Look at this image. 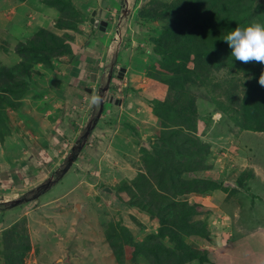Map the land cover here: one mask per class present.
<instances>
[{
    "label": "rangeland",
    "instance_id": "obj_1",
    "mask_svg": "<svg viewBox=\"0 0 264 264\" xmlns=\"http://www.w3.org/2000/svg\"><path fill=\"white\" fill-rule=\"evenodd\" d=\"M148 1L101 0L103 9L94 10L97 0L56 2L61 9L42 0H29L31 8L23 10L19 0H0V170L7 172L3 175L11 187L6 192L0 190V204L7 199L15 200L14 204L7 203L10 206L0 209V233L15 226L14 237L21 236L31 246L26 264H149L142 255L135 262L131 246L125 243L118 249L121 257L116 256L112 242L119 244L121 239L117 236L109 239L106 235L107 229L111 227L113 232V225L120 220L125 232L136 241L144 240L159 226L146 210L128 205L135 200L149 203L150 191L159 188L154 177L145 175L150 172L142 156L152 145L160 146L162 142L157 136L167 131L154 112L153 101L161 97L165 100L169 86L154 78L156 71L159 73L156 77L165 78V73L147 36L153 27L160 32L162 23L155 21L141 27L133 21L135 11ZM111 6L117 10L116 19L111 18L114 13ZM75 9L81 13H75ZM85 12L88 20L82 19ZM93 12L100 23H107L106 29L90 22ZM51 14L55 20L50 30L55 36L33 35L39 29L38 23L42 24L43 18ZM70 14L73 17L69 19ZM117 19L122 31L112 39L118 29ZM58 22L71 28H59ZM102 36L113 41L107 45L113 48V54L123 43L118 68L130 70L131 75L123 78L127 79L125 83L129 81L136 86L138 92H124L125 95L119 86L112 85L111 96L120 95L113 100L108 94L106 104L101 103L99 108L89 102H64L65 84L59 73L63 59L74 61L80 51L88 48L85 39L101 55ZM37 39L49 45L54 41L55 50L45 51L44 54H50V60L34 64L30 79L19 82L20 78L12 73L19 74L14 68L21 61L18 48ZM60 39L72 46L71 53L58 54L63 43ZM114 39L118 41L114 43ZM85 54L97 55L89 50ZM241 76L243 83L246 76L243 73ZM98 77L95 88L101 94L109 91L106 87L112 83L108 76L100 71ZM6 86L12 87L4 89ZM190 86L193 94L190 95L194 96V91L202 92ZM82 92L89 97L92 94ZM203 94L196 99L197 111H208L207 116L199 117L195 132L183 126L186 130L182 134L171 137L182 145L169 146V161L176 168H181L182 163L194 169L182 172L180 181L207 177L223 181L224 185L233 182L236 186H228L227 190L219 188L205 196L190 193L181 198L199 212L194 220L205 219L209 225L208 236H187L186 241L207 251L209 260L204 264H264V132L243 129L233 118L215 109L211 95L204 91ZM164 112L162 109L161 113ZM78 139L82 143L77 147ZM199 142L206 146L203 151L198 149ZM141 174L145 176L138 181ZM239 179H243L242 185L238 184ZM25 186L33 191L27 193ZM105 186L117 190V201L100 193ZM80 201L87 202L82 222H78L75 205ZM147 207L156 212L153 207ZM163 241L174 245L167 238ZM3 247L0 246L1 251ZM185 264L201 263L193 260Z\"/></svg>",
    "mask_w": 264,
    "mask_h": 264
},
{
    "label": "trees",
    "instance_id": "obj_2",
    "mask_svg": "<svg viewBox=\"0 0 264 264\" xmlns=\"http://www.w3.org/2000/svg\"><path fill=\"white\" fill-rule=\"evenodd\" d=\"M56 2L61 4L64 0H43V3L51 7H57ZM57 8L61 9L60 6ZM75 13L81 12L75 9ZM85 13H82V19L88 15ZM71 17L72 14L69 15V19ZM133 21L141 27L146 24L151 25L155 21L162 23L160 32L159 28L153 27L154 29L148 30L147 36L148 42L160 57L159 66L165 73V78L156 77L158 71L155 75L153 72L150 74L169 86L165 100L153 101L154 112L161 118L163 129L167 131L157 136L162 144L145 149L146 153L142 156L150 172L145 175L154 177L159 188H152L151 197H148L149 203L135 200L128 204L146 210L159 226L156 232L150 233L144 240L136 241L132 234L125 232L120 220L113 225V232L110 230L111 227L107 229L106 235L109 239L114 236L121 239L119 244L117 241L112 242L113 248L117 250L116 256L119 255V258L121 256L118 249L125 243L131 246L135 262L142 255L149 264H185L193 260H199L204 264L209 260L207 251L192 246L186 238L208 236V222L205 219L194 220L199 212L195 211L190 202L181 198L190 193L205 196L216 189L227 190L229 187L225 186L223 181L207 177L180 181L182 172L194 169L182 163H180L181 168H176L170 163L167 154L169 146L173 143L177 146L182 145L173 142L176 135L182 134L186 129L195 132L198 129L199 117L207 116L208 111L205 113L197 111L196 99L203 97L201 95L203 91L214 99L216 110L233 118L234 122L243 129L264 132V87L258 84L264 65L255 62L245 64L235 60L224 40L238 25L244 27L252 21L264 24V0H149L135 11ZM57 24L59 28H71L61 22ZM156 30L158 33H153ZM43 33L48 35L47 38L55 36L50 29L40 27L33 35ZM54 44V41L51 45L49 42L42 44L39 39L31 41L30 44H20L18 52L21 61L14 67L19 74L12 72L14 77L20 78L19 82L30 79V70L34 64L50 60V54L44 53L45 51L53 53ZM59 47L58 54H68L73 51L72 46L64 44V41ZM189 63H193V66L190 67ZM218 71V75H215ZM241 73L246 76L243 83ZM17 84L18 82L14 85ZM189 84L202 92L194 91L192 96ZM11 87L6 86L4 89ZM162 109L164 113H161ZM89 132L90 127L86 134ZM81 143V139H78L77 147ZM200 144L198 149L203 151V147L206 146ZM199 157L202 158L201 155ZM145 175L141 174L138 181ZM242 183L243 179H239L238 184L242 185ZM7 203L14 204V202H4L0 204V209L10 206ZM147 205L156 209V212L148 209ZM110 224L112 226L113 223ZM15 231L16 228L13 226L9 227V230L5 229V233H0V246H4L3 250H0V264H26L25 258L28 257L31 246L27 241H23L21 236L14 237L17 235ZM165 238L174 245H167L163 241Z\"/></svg>",
    "mask_w": 264,
    "mask_h": 264
},
{
    "label": "crops",
    "instance_id": "obj_3",
    "mask_svg": "<svg viewBox=\"0 0 264 264\" xmlns=\"http://www.w3.org/2000/svg\"><path fill=\"white\" fill-rule=\"evenodd\" d=\"M42 2H43V0H42ZM100 2H101V0H97V3H94L97 6V7L94 6L96 8V9L94 8V10H98V9L100 10L102 8V6L100 5ZM19 5H21V8L23 10H28V7L31 8V5L29 4V0L21 2ZM111 8H112L111 11L114 12L112 14L111 18L114 17L116 19V15L115 14H116L117 10H116L115 7L111 6ZM104 11H106V10L104 9ZM107 11H109V10H107ZM118 15H123V14L120 13ZM49 18H47V17L43 18L44 19L43 23L42 24L38 23V26L41 27V28L52 29L54 27L53 23H54V20H55V16H53L51 14L49 16ZM48 19H49V21H48ZM114 22L115 21H113V23ZM116 22H117L116 26L118 27V29L115 32V34H114L115 36H113L112 39L115 38L116 35L121 33L119 31H122V30H119L118 19L116 20ZM45 24H47V26ZM123 26L124 25L121 26L122 29H123ZM102 37H104V42H102V46L100 47L102 49V54L101 55L98 54V50L94 51V49L92 48L91 44L89 43L90 40L85 39L83 41L87 43L88 48L85 49L84 51H80V54H78L76 56V59L74 61L69 62V61H66V59H63V61L61 63V64H63V67H62V69H61V71L59 73H61V77L63 78L62 82L65 84V86L63 85V90H62V92H64L65 95H66V100L63 99L64 102H77L79 104H82V102H88L89 96H87L82 91L86 90V92L92 93L93 89H95L96 92L101 97H103L102 104L105 105L106 103H104V100H105V98L107 97L108 94H109V96L113 95V93L111 92V87L113 88V86H115V85L119 86L120 89L122 90V92L123 93L125 92L126 94H129V93L131 94V93L138 92L136 86L134 87V85L131 82H129V81H128V83H125V80H127V79H126V77L123 78L124 76H128L129 74L131 75V73H128L130 70L128 71V69H127V71L125 70V72L123 74H121V75L119 74V72H120L119 69H121L123 67V66H121V67L118 68V65H119V61H118L119 60L118 59L119 53H120L121 49H124V47L122 48V43H121V45H120L121 47H119L118 51H115V53L113 54V52H112L113 48H111V46H109V48H107V45L112 43L113 41H109L110 39L107 36H102ZM94 41H95V39H94ZM117 41H118V39L117 40L114 39V43L117 42ZM93 43H97V41L93 42ZM99 43H101V42L99 41ZM112 45H114V44H112ZM100 48H99V52L101 50ZM87 50L92 51L93 53L96 52V54L99 55V56L94 54L95 55L94 57H92V56L88 57V55L85 54L87 52ZM84 56L86 58H84ZM87 69H90L91 72L87 73ZM100 71L104 72V74H106V76H108V81L110 83H112V84H109V86L106 87L107 89L109 87V91H102L103 92L102 94L99 93V90L97 88H95V85H94V84H96L98 82V79H99L98 73H100ZM114 79H116L117 82H115ZM139 79L142 81V79L140 77H139ZM120 81L123 83V85L120 83ZM85 82H88L89 84L87 85ZM88 88H91L92 91H88ZM106 88H104V89H106ZM118 95H120V94H116L115 97L117 98ZM57 96L60 97L61 95H57ZM161 99H162V97H161ZM119 103L123 105V101H121ZM8 172L10 173V171H8ZM14 172H15V170H13V172L11 174L12 176L15 174ZM4 173L7 174L6 171L0 170V179H1V181L4 179L3 182L0 181V183H1L0 184V190L1 191L3 190V191L6 192L11 187L7 186L8 182L6 180L7 178H4V175H3ZM18 181L20 182V180H18ZM19 182H17V183H19ZM25 189H27L26 186L24 188V191H25ZM30 190L27 189V191H28L27 193H31L32 190H31V192H29ZM34 190H35V188H34ZM27 193H25V194L27 195ZM28 198L26 197L24 199H28ZM7 201H15V200H8L7 199Z\"/></svg>",
    "mask_w": 264,
    "mask_h": 264
},
{
    "label": "clouds",
    "instance_id": "obj_4",
    "mask_svg": "<svg viewBox=\"0 0 264 264\" xmlns=\"http://www.w3.org/2000/svg\"><path fill=\"white\" fill-rule=\"evenodd\" d=\"M224 40L231 49V56L235 60L245 64L255 62L264 65V24L252 21L244 27L238 25L227 34ZM258 84L264 87V70L260 73ZM112 97L116 98L115 96ZM102 100L103 98L93 89L91 96L88 98L89 104L99 108Z\"/></svg>",
    "mask_w": 264,
    "mask_h": 264
},
{
    "label": "water",
    "instance_id": "obj_5",
    "mask_svg": "<svg viewBox=\"0 0 264 264\" xmlns=\"http://www.w3.org/2000/svg\"><path fill=\"white\" fill-rule=\"evenodd\" d=\"M88 18H89V16L88 15H86L85 16V19L84 20H88ZM90 22L91 23H93L95 26H98V23H99V20H96L95 19V12H93V15L91 16V18H90ZM107 23L105 22V21H102L101 23H100V28L102 29V30H104V29H106V27H105V25H106ZM125 70H126V68L125 67H122L121 69H120V72H119V74L121 75V74H123L124 72H125ZM88 91H92L91 90V88H88ZM112 99H116V98H114V97H112ZM119 101V100H118ZM49 185V184H48ZM225 185L226 186H236L233 182H225ZM100 193H104L105 195H109V196H111L112 197V199L113 200H118V196H117V190H115V189H112L111 187H109V186H105L103 189H101V191H100ZM76 210H77V212H78V222H82L84 219H85V217H86V212H85V208H86V206H87V202H76Z\"/></svg>",
    "mask_w": 264,
    "mask_h": 264
},
{
    "label": "flooded vegetation",
    "instance_id": "obj_6",
    "mask_svg": "<svg viewBox=\"0 0 264 264\" xmlns=\"http://www.w3.org/2000/svg\"><path fill=\"white\" fill-rule=\"evenodd\" d=\"M96 17H95V19L97 20V19H99V17H98V15H95ZM91 18V17H90ZM98 25L100 26V22L98 23Z\"/></svg>",
    "mask_w": 264,
    "mask_h": 264
},
{
    "label": "built area",
    "instance_id": "obj_7",
    "mask_svg": "<svg viewBox=\"0 0 264 264\" xmlns=\"http://www.w3.org/2000/svg\"><path fill=\"white\" fill-rule=\"evenodd\" d=\"M117 36V35H116Z\"/></svg>",
    "mask_w": 264,
    "mask_h": 264
}]
</instances>
